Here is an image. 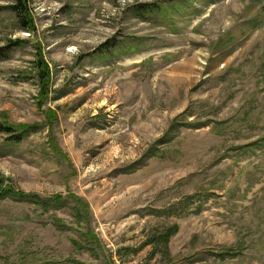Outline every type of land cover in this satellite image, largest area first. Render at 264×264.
<instances>
[{"label":"rangeland","instance_id":"374dc122","mask_svg":"<svg viewBox=\"0 0 264 264\" xmlns=\"http://www.w3.org/2000/svg\"><path fill=\"white\" fill-rule=\"evenodd\" d=\"M18 2L0 264H264V0Z\"/></svg>","mask_w":264,"mask_h":264},{"label":"trees","instance_id":"16d2710c","mask_svg":"<svg viewBox=\"0 0 264 264\" xmlns=\"http://www.w3.org/2000/svg\"><path fill=\"white\" fill-rule=\"evenodd\" d=\"M26 8L27 7H25V5L23 4V0H19V2L16 4V6L13 7L14 11L18 14L19 18H21V22H23L24 24H28L27 23L28 18H27V16H25ZM25 27L27 28L26 25H25ZM12 48H13L12 45H10L6 48L0 49V60L1 61L5 60L9 57L8 51L12 50ZM0 132L10 133L11 130L5 129L3 126L0 125Z\"/></svg>","mask_w":264,"mask_h":264}]
</instances>
